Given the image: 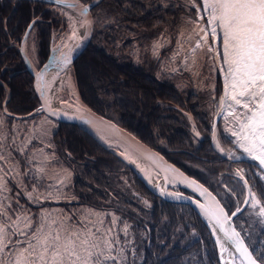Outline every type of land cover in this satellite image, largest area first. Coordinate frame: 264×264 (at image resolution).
Returning a JSON list of instances; mask_svg holds the SVG:
<instances>
[{"label": "trees", "instance_id": "trees-1", "mask_svg": "<svg viewBox=\"0 0 264 264\" xmlns=\"http://www.w3.org/2000/svg\"><path fill=\"white\" fill-rule=\"evenodd\" d=\"M177 1L179 0H104L97 4L91 11L95 24L94 34L83 55L95 53L101 63L104 61L113 63L118 70H135L137 76H129L125 79L126 76L121 74L120 78H112L102 85L101 94H96L95 98H92L85 93L77 73L78 63L83 56L80 55L74 61L80 97L97 113L126 127L142 142L161 152L186 174L206 184L229 213L241 204L244 197V187L236 172L238 170L249 182L251 192L257 195L261 204L253 208L249 197L246 207L234 217L233 222L253 255L264 256V239L261 241L264 238V217L259 215L260 207L264 206V198L261 197V193L264 192V182L254 169L246 173L240 166L229 165V162L220 156L212 145V118L221 90L220 81L216 76L218 92L213 100L211 93H213L214 80L212 79L216 73L213 47L209 33L205 37L204 32L195 29L197 25L207 29L198 0H182L183 6L180 9L172 3ZM44 5L46 4L34 0H0V50L4 49L7 42L13 43L19 40L24 27L33 17L47 18L48 21L53 19V22H57L60 26V17L51 13L50 8L47 9ZM120 9L123 10V14L118 11ZM48 21L40 20V26L46 28L45 33L41 29L44 43L40 51L45 55L50 36ZM181 26L185 29L184 46L188 49L185 53L187 63L183 64L184 69L176 67L175 70H169L164 68L163 64H172L176 40L170 39L163 45L164 50L162 47L159 51L157 49L155 56L151 55L152 46L162 32L171 33ZM68 29L70 30L71 27ZM202 37L205 38L201 39ZM1 41H5V46ZM149 53L151 56L148 55ZM134 55L140 56V61L136 62ZM90 59L86 57L85 62L88 63ZM11 60L5 59L4 64H11ZM93 60H90L88 68L93 65L96 70L102 68L104 70V67L97 66ZM205 73L207 75H204ZM13 95L11 101H14ZM20 95L22 99L14 101L15 107L29 105L26 102L30 94ZM4 96L3 92L1 99ZM114 98L125 108H128L130 101L133 100L136 116L132 117L128 112L115 110L114 104L111 111L107 109L106 106L112 104ZM27 107L30 109L33 106ZM179 108L192 114L195 127L202 135L201 140L192 134L187 117ZM34 116L37 117L38 114ZM30 118L35 117L30 115L22 120L26 121ZM225 129L226 124L221 119L218 125V137L224 146L227 142ZM75 131L86 133L92 142L97 144L100 154L97 155L96 152L85 148L80 151L81 155H76L73 143L68 140V150L76 153L72 156L73 160L63 157V163H68V166L74 167L77 171V176L75 178L72 176L70 185L72 196L81 199L78 200L80 204L87 201L90 207L106 212L103 220L112 229L111 236L118 240V245L115 244L112 254L116 255L119 261L122 258L119 248H124L127 254L126 256L123 253L124 264H215L211 251L215 247L213 238L205 217L195 207L183 202H169L157 196L123 160L81 127L68 124V128L63 132ZM58 140L60 145L63 140L60 137ZM72 146L74 150L70 148ZM24 177L28 188L40 189L39 177L34 174L32 167L27 168ZM8 186L7 192L0 194V203L7 208L8 215L15 216L20 212L32 213L33 223L38 217L35 212L44 206L68 205L69 213L72 207L78 206L75 201L68 200L66 203L49 198L43 200L42 204H36L39 201L35 198H27L26 189L21 188L10 176ZM176 189L190 195L181 187ZM113 217L117 218L114 226ZM250 224L258 228V233L250 231ZM125 226H127L126 232Z\"/></svg>", "mask_w": 264, "mask_h": 264}, {"label": "snow or ice", "instance_id": "snow-or-ice-1", "mask_svg": "<svg viewBox=\"0 0 264 264\" xmlns=\"http://www.w3.org/2000/svg\"><path fill=\"white\" fill-rule=\"evenodd\" d=\"M83 11L87 13L88 9ZM203 11L208 15L212 34L217 29L223 34L225 99L231 102L228 107L238 124L232 134L238 146L264 166V0H203ZM201 31L205 37L208 35L207 29ZM68 59L64 57L65 63ZM238 107L241 111H237ZM5 187L0 176V191ZM249 196L253 208L261 204L255 193L250 191ZM201 208L205 216L215 217L225 239L240 254V264H264V256H254L239 233L225 229L230 217L223 208L218 204L211 211ZM239 211L237 207L236 212ZM259 215L264 217V206ZM116 219L113 217V226ZM104 223L103 219L87 217L73 223L71 216L51 213L42 214L33 223L27 215H8L0 203V264H119L118 257L112 254L118 240L111 236V228H104Z\"/></svg>", "mask_w": 264, "mask_h": 264}, {"label": "rangeland", "instance_id": "rangeland-1", "mask_svg": "<svg viewBox=\"0 0 264 264\" xmlns=\"http://www.w3.org/2000/svg\"><path fill=\"white\" fill-rule=\"evenodd\" d=\"M118 11L121 14L124 13L122 9ZM66 15L68 16V18H70V13L67 12ZM148 24L150 26V22ZM195 29L198 32H203L201 31L202 29L201 25L195 26ZM73 30L74 29L72 26V29L71 30L68 29L66 33L65 31H62L58 37V41L60 42H57V43L60 44L61 42L63 43L66 42V40L69 38V35L71 34V31ZM174 32L177 36V39H175L176 49L173 52V57H176L178 60L177 62L173 61V64H171L172 70H175L176 69L175 66L178 65L179 63L180 64L187 63V61L185 60V53H186V50H188L184 46L185 29L181 26V28L176 29ZM30 37H31V40L28 39L26 41L27 53L29 52L30 55L38 59L40 56L41 47L43 46V43H44V38L41 34L40 29L37 30L36 28H33V32H31ZM166 43L167 41L163 38L156 40L153 43L154 46H152L153 51L151 55L155 56V54L160 50L161 47L163 48L162 50H164L165 46L163 45ZM85 50L83 52H85ZM83 52L80 53L81 56L83 55ZM182 52H184L183 62L181 61ZM174 54L180 56V58H178L177 56H174ZM148 55H150V53ZM161 56L162 55H160V57ZM86 57L94 59L93 60L94 63L97 66H101V68L104 67V70L103 68L102 70H99V69L96 70V68H94L95 66L93 65H90V67L88 68V65L91 59L87 63V61L85 62ZM160 57H159V60H160ZM134 58L136 62L140 61V56L138 57L134 55ZM105 63L106 61H104V63H101V60L97 59V55L95 53L88 54V55L84 54L80 58V61L78 63L77 73L81 80L82 87L85 93L88 94V96L92 98H95L96 94L100 95L101 94L100 88L102 87V85L108 83L112 78H120L121 74L126 76L125 79H127V77L129 76H132V77L137 76V72L135 70H132V69L131 70L130 69L129 70H126V69L118 70L116 69L113 63H110V62L106 64ZM70 73H71L72 81L78 91L79 98L81 101H83L80 97L81 95L79 93V87L76 82L77 77H76V70H74V64L70 66ZM20 85L21 87H23L22 81H20ZM131 86L133 85L131 84ZM59 88H60L59 94H58L59 100H64V101L69 102L72 99H75L74 94L70 92V89L68 87L60 84ZM194 88H196V85H194ZM132 92H134V89H132ZM20 94H21L20 88L17 87L13 95L14 101L17 102L18 100L22 99V95ZM84 103L87 104L86 102ZM134 103L135 102L133 100L130 101L129 103L130 106H128V108L127 107L125 108V106L122 107L119 101H116L114 98V100L112 99V104H110L109 106H106V108L110 110L111 108H113V104H114L115 110L125 112V113L128 112L130 113L129 114L130 116L135 117L136 112H135V108L133 107ZM36 113H38L37 117H35L34 119L30 118L29 120H26V121H22V119H17V118H12V120L9 119V122H10L9 128L5 129L4 134L0 136L2 137V139L0 138L1 139L0 145L2 143V146H0V155H3L4 157L3 160H5L6 163L9 165L8 166L9 172H10L9 176L12 175V178L15 179V182L17 184L26 188L28 194L31 193V198L34 199L35 196H33V193L29 192L28 189H30L31 191L33 190L34 193H36V191L39 189L37 187L35 189L34 187L28 188V184L24 181L25 177L23 175V166H21V162L25 163L28 169L32 167V171L34 172V174H37L39 179H41L42 184L43 183L45 184L43 187L41 186V191L39 190L42 195L46 196L49 199H57V200L68 203L67 199L73 197L71 193V189H70V185L72 182L71 170L69 166L68 168L64 166L67 163H58L57 160L55 159L53 151H51L50 149H47L46 146L53 145V144L59 145L57 142L58 141L57 139L59 137L60 139L65 140V141L70 140L71 144L73 143V146L75 147V150L77 153L76 154L73 151L68 150V157L72 160L74 159L72 157L73 154L81 155L80 151L84 150L85 148H87L88 150H91V152H94V153L96 152L97 155H99L100 154L99 147L97 146V144L92 142L91 138L84 132H80V131H75L73 133L64 132L60 136L54 135V131L56 130V127H57L56 124L52 122L50 119H48L47 116L40 115L41 111H37ZM73 146L70 148L73 149ZM52 148L53 147H51V149ZM0 169H1V163H0ZM0 176L4 178V184L6 185L3 191L7 192V189L9 187L7 175L5 172L0 171ZM80 206L81 205L76 206L78 207L77 208L78 217L73 216V211H70L69 213L66 209H63L61 208V206H58V205L44 206L35 212L38 216L36 221H38L41 215L44 213H51L53 215L71 216L73 218V223L80 221L84 217H87L88 219H91V220H96L97 218L103 219V216L106 213L101 210L100 211L96 210V208L94 207L80 208ZM96 214H99V216H97ZM18 215H21V216L27 215L32 218V213L25 214V212L17 213V215L15 216L14 215H10V216L15 218ZM32 219L34 220V218ZM103 226L104 228H109L106 223H104ZM119 252H120V255L122 256V258H120V261L118 259L119 264H124L123 262L124 254L123 253L126 254V252L124 251V248H119ZM236 261L238 264H240V260L237 258V256H236Z\"/></svg>", "mask_w": 264, "mask_h": 264}, {"label": "water", "instance_id": "water-1", "mask_svg": "<svg viewBox=\"0 0 264 264\" xmlns=\"http://www.w3.org/2000/svg\"><path fill=\"white\" fill-rule=\"evenodd\" d=\"M37 1H40L46 4H51V5H59V6L65 5L67 7V10H72L75 13H77L82 18L83 23H84L83 33H82L81 39L77 41L74 39V33H72L70 36L69 42L62 47L58 43L54 45L53 44L50 45L49 54H48L49 60L47 58V61L42 65L41 70L38 71L37 79L34 81V88L39 97V102H40L39 107L35 108L31 112L24 114V115L15 113L14 117L16 118L27 117L31 114L36 113L37 111H41L42 113H44L46 116H48L49 118L53 120L77 125L83 128L88 133H90L93 137H95L97 141L101 143L104 147H106L110 151H113V148L111 146H107L104 143H102L90 129L105 130V132L106 131L109 132L115 138L122 139L124 142H126L128 147H130L140 157L144 158L145 160H147L149 163L153 165L154 169L158 172L160 177L164 180V186H160L159 184L149 185L147 181L145 180V173L140 168L139 164L135 161L134 164H135L136 169H134L133 166L124 159L130 166H132V168L136 172L137 176L141 179V181H143L151 189V191H153L157 196L169 202H183V203L190 204L193 207H195L197 210H199L203 215L205 214L202 211L201 206H204V208H207L209 209V211H211V209L218 204L219 207L224 209L225 214L228 217H230V219H228V221L225 223V229H227L229 232H231L234 229L237 233H239L238 230L234 226L233 218L245 208L247 204L246 201H248L249 192H250L248 183L242 175H239L238 177L245 186V196H244L243 202L239 206L240 211L236 212L237 208H235L232 211V213L236 212V215L232 216V213L228 214V212L223 207V205L220 203L218 198L210 190H208L200 181L186 174L177 165L167 160L161 152L150 147L146 143L142 142L139 138L134 136L132 133L126 131L125 129L117 125L114 121L108 119V117L97 113L90 106L85 104L83 101L80 100L79 101L80 103H78L76 99H72L69 102L60 100L58 106H52L49 104V102L44 98V89H43L44 82L42 81V77H41V74H42L41 72L43 71L42 69L47 68L48 65L52 66L53 62L51 61V59H53L56 66L55 68H52V71L54 69L57 71H62L67 66H71L73 62L75 61V59L80 55V53H82L90 45V42L94 34V27H95L91 8L96 6L100 2V0H89L85 3H83V1L81 0H37ZM85 8L88 9L87 13H84L83 11ZM32 24H33V20H31L26 26L24 35H23L24 37L27 36V33L29 29L31 28ZM209 31L211 35V41L214 45V51L216 54V65H217L218 73L222 81V87H223V98L222 99L224 100L223 104L221 102V107H220V110L218 111V115L213 121L212 137H213V141L216 142V123H217L219 115L221 114L224 108L225 101H226L225 99V82L226 81H225V78L222 72L221 63H220V59H219V55L217 51L218 42L216 38V33L215 35L212 34L210 25H209ZM53 56H58V57L57 59H54ZM64 57L69 58L67 63H65ZM48 61H50L49 64H48ZM10 97L11 95L9 96V98ZM6 101L7 100L3 101L4 111L7 115L12 116L11 112H9L5 107ZM179 110L187 116L189 122L193 125L194 119L191 113L185 112L184 110L180 108ZM193 134L197 139H201V135L197 130H194ZM214 148L218 151V153L221 156L229 160L241 159V156L231 157L228 154L219 150L216 146H214ZM167 178L172 179V185H178L182 187L183 189L189 191L192 195L186 196L180 192H176L175 194H172L170 192L169 186L166 183ZM206 218L208 219L209 217L206 216ZM211 221L216 227L223 242L232 246L231 243L227 239H225L224 232L221 231L220 227L216 224L215 217H212ZM241 239L243 240L242 236H241ZM217 247L219 248L218 244H217ZM232 248L235 249L233 246ZM236 253L240 257V254L237 251Z\"/></svg>", "mask_w": 264, "mask_h": 264}, {"label": "bare ground", "instance_id": "bare-ground-1", "mask_svg": "<svg viewBox=\"0 0 264 264\" xmlns=\"http://www.w3.org/2000/svg\"><path fill=\"white\" fill-rule=\"evenodd\" d=\"M102 1H104V0H100V2H102ZM105 1H108V0H105ZM83 3H85V1H83ZM93 8H91V11H92ZM49 11L51 13H53V14H56L58 18L60 17V21H61L60 22V26L67 27V28L71 27V29H72V26H73L74 30L71 31V34L74 33V39L76 41L81 39L82 33H83L84 23H83L82 18L77 13H75L72 10H67V7L65 5H61V6L52 5ZM67 12L70 13V18H68V16L66 15ZM41 19L43 21H47L46 18H41ZM93 19H94V17H93ZM31 20H33V25L34 26H36L37 28L41 27L40 26V19L38 17H33L32 19H29V21H31ZM72 24H74V25H72ZM209 33H210V31H209ZM71 34L69 35V38L66 40V42L63 43L62 46H64L65 44H67L69 42ZM21 35H22L21 39L15 41L13 43H8L7 42L6 46L4 44V46H5L4 49L0 50V57H4V60L3 61L0 60V63H1V67H2L4 65L5 59H12L11 60L12 63H16L17 62V63L21 64L24 67V70L30 75V78H31V79L29 78L30 85L28 84V82L26 81V79L23 76L13 75V74H7V76H1L2 78L0 77V99H1V94L4 92L5 96H4V98H2V101L7 100L6 102H10L11 99H9V96L13 95L15 93V89L17 87L20 88V92L23 93V94H27L29 92V88H31L30 91L35 94L38 103H40L39 102V97H38V95H37V93L35 91V88H34V81L37 79L38 71L41 70L42 65L47 61L48 57L45 59V61L41 64V66L37 70L33 66H31V60L29 59V57L27 56V53H26V50H27L26 49L27 48L26 41L28 40V37H24L23 36L24 34H21ZM160 38H162V37L158 36V39H160ZM210 39H211V35H210ZM1 42H5V41H1ZM217 42H218V40H217ZM211 43H212V41H211ZM212 47H213V51H214L213 43H212ZM217 51H218V44H217ZM4 53H7V55H3ZM214 53H215V51H214ZM218 54H219V51H218ZM53 57H54V59H57L58 56H53ZM48 60H49V58H48ZM51 61L53 62L52 66L48 65V67L45 68V69H42L43 71L41 72L42 73L41 74L42 81L44 82V85H43L44 98L49 102L50 105L58 106L59 101H60L59 100V96H58L59 89H60L59 86H60V84H62V85H65L66 87H68L70 89V92L74 94L75 99L78 101V103H80L79 102L80 98H79V95H78V91H77V89H76V87H75V85H74V83L72 81V78H71L70 66L66 67L62 71H57L55 69L52 71V68H55L56 64L54 63L53 59H51ZM49 62L50 61H48V64H49ZM163 67L167 68L169 70H172V65L171 64L166 65V63H164ZM20 81H22V86L23 87H21ZM27 109H28V107L25 104L24 105H17L14 110L11 109V111H9V112H11L12 118H15L14 117L15 113L16 114H20V115H24V114H27V113L31 112L32 110H34V108H30V109H28V111H25ZM108 119H110V118H108ZM110 120H112V119H110ZM112 121H114V120H112ZM115 123L117 125H119L120 127H122L123 129H125L126 131L132 133V131H130L126 127H123L122 125L118 124L117 122H115ZM90 130L94 133V135L102 143H104L107 146H111L113 148L112 153L115 154L119 159L123 160L125 162V164L128 165V167L132 170V172L136 176H137V174L134 171V169H136L135 164H134L135 161L139 164L140 168L144 171L145 180L147 181V183L149 185L159 184L160 186H164V180L160 177V175L158 176V172L154 169L153 165L151 163H149L147 160H145L144 158L140 157L130 147H128L126 142H124L120 138L119 139L115 138L109 132H107V131L105 132V130H97V129H90ZM59 131L60 130H58V132ZM132 134L134 136H136L134 133H132ZM192 134H193V131H192ZM201 139H202V135H201ZM201 139H198V140H201ZM58 150H60V154H61V152L63 153V154H61L62 157H66L65 151L68 150V140H66V141L63 140V142H61L60 145L58 146ZM124 159L126 161H128L133 166L134 169ZM21 166H23V174L26 175L27 166L23 162L21 163ZM64 166H66L68 168V163L65 164ZM69 168L71 170V175L75 178L77 176V171H75L74 167H72L70 165H69ZM39 181H40V189H41V186L43 187L45 184L44 183L42 184L41 179H39ZM166 183H167L168 186H170L172 184V179L171 178H167ZM201 183L216 196V194L206 184H204L203 182H201ZM21 188H24V187L21 186ZM4 192L5 191L2 190V191H0V194H2ZM22 192L24 194L23 190H22ZM170 192L172 194L176 193V191H173L171 189H170ZM26 197L31 199V197L29 196L28 192H27ZM68 200L70 202L75 201L76 204L78 203V200L81 201V199H79V198L76 199L75 197L68 198L67 201ZM77 205H81L80 208H82V207H90L89 203L87 201L81 202V204L78 203ZM61 208L66 209L68 211V205H66V206L64 205ZM77 208L78 207H72L71 208V211H73V216H75V217H78ZM231 213L232 212H230V213L228 212V214H231ZM208 221H209L210 229H211V231H212V233H213V235H214V237L216 239V242H217V244L219 246V248L211 249L214 263L215 264H238L237 261H236V256H237V258L239 260H241V258L236 253L235 249H233L232 246H230L229 244L223 242L220 234L218 233L216 227L214 226V224H213V222L211 221L210 218H208ZM252 230L255 233H258V228L253 227V225L250 224V231H252ZM263 239L264 238H262L261 241ZM218 241H219V243H218ZM222 247H223V250H222Z\"/></svg>", "mask_w": 264, "mask_h": 264}, {"label": "flooded vegetation", "instance_id": "flooded-vegetation-1", "mask_svg": "<svg viewBox=\"0 0 264 264\" xmlns=\"http://www.w3.org/2000/svg\"><path fill=\"white\" fill-rule=\"evenodd\" d=\"M198 2H199L200 7H201V9L203 11V0H198ZM172 3L176 4L178 9H180L183 6L182 5L183 4L182 0H179L176 3H174V2H172ZM44 7L49 9V8H51V5H44ZM203 15L205 17V21H206L207 29H208V33H209L208 15L204 11H203ZM40 20L43 21L41 18H40ZM47 21H48V19H47ZM53 21H54L53 19H51V21H48V23H50V34H49L50 36L48 38V46L51 44V42H54V44H56L57 42H60V41H58L59 35L61 34L62 31H65V33H66L67 30H68L67 27L59 26L57 22H53ZM29 22L30 21H28V23ZM28 23H27V25H28ZM25 27H24V29H25ZM33 28H36L37 30L40 29V31H41V29H43L44 33H45V30H46L45 27L41 26L40 28H37L36 26L32 25V28L30 29V31L28 33V36H27L29 40H31L30 34H31V32H33ZM48 29H49V27H48ZM166 29H168V28H166ZM174 31L175 30H173L171 33L162 32L161 33V37L163 39H165L167 41V43L169 42L170 39L171 40L177 39V36H176ZM22 32H23L22 34H24V31H22ZM12 34H13L14 37L16 36L14 32ZM209 35H210V33H209ZM55 36H56V38H55ZM21 37H22V35H21ZM21 37H20V39H21ZM216 38L218 40L219 59H220V63H221V66H222V71H223L224 76H225L226 67L222 64V58H223V46H222L223 45V34H222V32L219 29H217ZM4 44H5V42H4ZM60 44L63 45V42H61ZM167 45H169V44H167ZM26 53H27V50H26ZM48 53H49V50L47 51L46 55L44 53L40 52L39 58L36 59L32 55H30L29 52H28L27 56L31 60V66H33L37 70L41 66V64L45 61V59L47 58ZM3 55H7V53H4ZM212 55H213V63H214L215 68H216V73H215L214 78L212 79V80H214V86L212 88L213 93H211V98L213 100H215V98L217 96V92H218L216 76H218V80L220 81V84H221V77H220V75L218 74V71H217L216 56H215V53H214L213 50H212ZM174 56H177L178 58H180V56H178L176 54H174ZM0 60L3 61L4 57H0ZM177 60L178 59L176 57H173V54H172V64H173V61L177 62ZM181 61L182 62L184 61V52H182V54H181ZM183 64L184 63H181V64L179 63L175 67L180 68V69L181 68L184 69ZM203 68H204V66H203ZM7 74L23 76L26 79V81L28 82V84L30 85V80H29L30 75L24 70V67L21 64L17 63V62L16 63H11V64H8V63L4 64L0 68V77L1 76H7ZM204 75H207V74L205 73ZM212 80H211V86H212ZM28 93L30 95H29V98H28L26 103H29V105H26V104L25 105L26 106H33L32 108H34V109L37 108L39 106V103L37 101V98H36L35 94L33 92H30V90H29ZM11 98H12V95H11L10 99ZM220 100H221V90H220V94H219L218 105L215 108V111L218 109V106L220 104ZM229 103H231V102L226 100L225 108H224L222 116H221V119H223L224 123L226 124V129H225L226 130V137H225V139H226L227 142L225 143V146L222 145V143H220V145L223 146V148H225L228 152H230V155H232L233 157H238V156L242 157V159H240L238 161H228L229 165L235 166V167L240 166V167H242L245 170L246 173H250V169H254L255 171H257L256 169L260 168L258 166H261V165L256 164L257 162H260L259 159L258 158L257 159H253L246 152H244V150L238 146V144L236 143V137L233 136V134H232L233 131L238 130V124L232 118L235 113H231V111H230V109L228 107ZM6 107H7L6 109L8 111H11V109L14 110L15 109L14 101L7 102ZM237 111H241V109H239V107H238ZM41 114H42V112H41ZM34 115H36V114H33L31 116L36 117ZM9 119H12V116H9V115H7L5 113L4 108H3V101H2V99H0V136L4 134V132H5L4 130L5 129L9 128V126H10ZM17 119H22V118H17ZM32 119H34V118H32ZM48 119H50V118H48ZM50 120L52 122H54L56 124V126L58 127V128L56 127V130L54 131V135H56V136H60L63 133V131H65L68 128V123L59 122V121H56V120H53V119H50ZM58 130H60V131L58 132ZM0 138L2 139V137H0ZM219 139H220V137H219ZM57 142H59V140ZM219 142H220V140H219ZM0 146H2V143H1ZM50 146L53 147V148L51 149ZM58 146L59 145L53 144V145H47L46 147H47V149H50L51 151H53L55 159L57 160L58 163H63V157L60 154V150H58ZM65 153H66V157L68 158V150L65 151ZM0 163H1L2 171L6 173L7 178L9 180V174H10L9 167H8L9 165L6 163L5 160H0ZM53 163H55V162H53ZM10 177H12V175ZM261 179L264 181V176L263 175H261ZM35 188L36 187H34V189ZM28 190H29V192H32L33 196H35V199H37L39 201L36 204H42L43 200H45L47 198L46 196L41 194V192H40L41 189H39L40 191L37 190L36 193H34L33 190L32 191L30 189H28ZM32 205H35V203H32ZM205 252L206 251L204 250V253Z\"/></svg>", "mask_w": 264, "mask_h": 264}]
</instances>
